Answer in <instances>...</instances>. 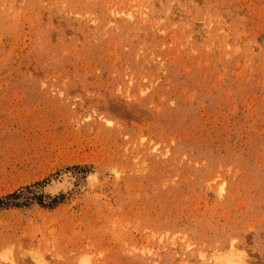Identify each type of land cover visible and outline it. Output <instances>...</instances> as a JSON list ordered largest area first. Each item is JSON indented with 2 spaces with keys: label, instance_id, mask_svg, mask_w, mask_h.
<instances>
[{
  "label": "rangeland",
  "instance_id": "obj_1",
  "mask_svg": "<svg viewBox=\"0 0 264 264\" xmlns=\"http://www.w3.org/2000/svg\"><path fill=\"white\" fill-rule=\"evenodd\" d=\"M0 200V264H264V0H0Z\"/></svg>",
  "mask_w": 264,
  "mask_h": 264
},
{
  "label": "trees",
  "instance_id": "obj_2",
  "mask_svg": "<svg viewBox=\"0 0 264 264\" xmlns=\"http://www.w3.org/2000/svg\"><path fill=\"white\" fill-rule=\"evenodd\" d=\"M13 199H17V195H15ZM7 205H8V203H6L5 201L0 200V207L7 206Z\"/></svg>",
  "mask_w": 264,
  "mask_h": 264
}]
</instances>
